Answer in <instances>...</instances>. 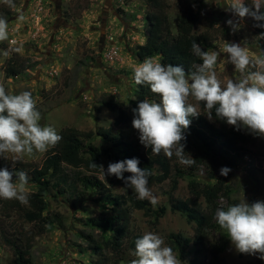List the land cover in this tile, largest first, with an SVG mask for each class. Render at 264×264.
<instances>
[{
  "label": "rangeland",
  "instance_id": "374dc122",
  "mask_svg": "<svg viewBox=\"0 0 264 264\" xmlns=\"http://www.w3.org/2000/svg\"><path fill=\"white\" fill-rule=\"evenodd\" d=\"M189 1L193 4L195 0H167L174 33L176 22ZM198 1V4H193L199 14L197 33L215 29L217 35L212 46L202 50L219 51L224 43L229 42L247 48L250 55L264 52V39L256 37L254 31V25L261 21L245 17L240 21L239 29L233 32L226 23L229 19H238L228 10L231 0ZM13 3L15 8L0 0V18H4L9 27V40L0 42V83L4 84L6 90L12 94L31 91L37 100V110L41 113V125L53 127L57 134L67 127L81 132L114 128L140 142V134L133 128L132 122L115 127L118 113L111 112L103 102L115 100L119 109L131 113L130 102L135 93L133 68L142 63L136 57V49L145 44L148 35L147 0H13ZM245 6L252 8V0H245ZM21 15L24 17L22 21L19 19ZM226 27L232 34L229 40L221 33V29ZM12 41H15L14 45ZM10 47H19L21 51L5 57L3 52ZM11 59L31 62L36 66L22 76L8 78L5 67ZM219 59H227V54L220 53ZM216 73L222 86L228 79L235 80L239 75L232 64L220 62L217 63ZM189 102L195 104L191 97ZM198 110L202 113L200 105ZM246 134L252 133L246 129ZM252 140L251 153L227 175L233 195L230 201H220L224 210L245 200L249 204L264 201V137L253 135ZM95 144L108 148L101 138H97ZM45 153H35L19 161L40 168ZM112 158H104L105 170L109 163H113ZM17 162L13 164L11 159L0 157V170L7 168L14 173L19 172L14 171ZM179 168L187 172V166L179 163ZM208 173L206 168L201 169L197 177L199 182H204ZM99 177L104 180V172ZM177 182L178 190L174 196L186 200L190 196L189 178ZM171 185V181L161 188L148 185L158 197L159 202L154 208L167 209L156 227L142 212L133 215L136 233H156L170 247L172 235L181 234L193 239L196 227L188 223L183 214L172 212L169 197L165 195ZM28 190L29 195L37 191L30 182ZM113 191L122 193L123 188L115 186ZM96 199L97 195L90 193H82L79 198L71 200L52 194L48 197L46 216L52 219L54 225L51 231L36 235L33 264H94L98 260L96 255L87 251L85 235L91 231L84 226L85 220L98 216L101 211ZM29 211H32L31 207L23 205L21 209L12 210L11 218H7L0 206V264H11L14 258L12 251L2 241L3 231L9 237H17L20 232L33 235L39 230V225L28 223L24 218V213ZM95 234L98 235V232ZM214 244L226 246L225 252L220 255V264H254L259 260L258 254L238 253L222 229L212 233L197 257L193 246L185 249V261L180 253H175L182 264H190L191 260H196L198 264H212L210 246ZM131 253L124 262L117 264H130L135 258Z\"/></svg>",
  "mask_w": 264,
  "mask_h": 264
},
{
  "label": "trees",
  "instance_id": "16d2710c",
  "mask_svg": "<svg viewBox=\"0 0 264 264\" xmlns=\"http://www.w3.org/2000/svg\"><path fill=\"white\" fill-rule=\"evenodd\" d=\"M194 3L198 4L199 1L195 0ZM147 4L148 35L145 44L136 49L138 60L143 62L145 58L156 57L164 65H180L186 72L195 71L202 61L191 51L192 43L195 41L201 48H210L216 41V30L197 33L199 14L190 1L184 5L176 22L175 33L170 23V6L167 0H147ZM261 12H264V7ZM259 24H264V21ZM254 31L256 37L264 39V27H255ZM221 33L227 40L232 38L227 27L221 29ZM35 66L36 64L31 62L11 59L5 67V73L8 78L19 77ZM133 84L135 93L130 102L131 113L119 109L115 100L103 102L111 112L118 113L115 127L129 125L134 119L133 110L141 101L160 100L158 95L151 92L149 85H137L134 78ZM200 106L202 113L198 117H190L191 125L185 130V155L195 160L194 164L187 166V172L179 168L175 155L171 159L162 152L155 155L150 147L145 148L128 133L114 128H101L97 132H81L73 127L64 128L58 134L62 137L61 141L46 151L40 168H33L30 164L18 161L14 171L26 172L29 182L37 190L28 197V206L32 211L25 212L24 218L28 223H35V226L40 227L33 235L20 232L17 237H9L5 231L1 233L2 241L13 253L11 264H33L32 251L36 235L51 231L54 225L52 219L46 216L49 210L48 197L51 194L54 197H68L70 200L79 198L82 193L97 195L96 201L101 211L98 216L84 221V226L91 231L85 235L88 242L87 251L98 257L94 264L121 263L134 251L135 240L142 237V234L133 229L135 212H142L145 218L151 219L153 226L159 224L166 215V208L155 209L149 200L138 199L135 191L115 176H105L104 180L99 177L103 173L99 165L104 167L105 157H113V163L130 158L139 159V166L151 173L148 177L149 186L161 188L167 182H172L171 189L165 192L169 197L172 212L183 214L188 223L195 224L196 227L193 239L181 234L172 235L171 248L181 254L183 261L187 259L183 256L184 251L190 246L196 249V257L200 255V248L205 246L214 231L220 230L215 219L216 210L221 208L220 201H230L233 195L228 178L220 175V169L228 167L231 171L235 170L244 157L251 153L249 148L254 143V134H246V129L237 130L225 120L218 119L215 110L209 120L204 114V105L201 103ZM97 138H101L108 148L96 145ZM203 168L209 173L204 182H199L198 172ZM130 175L131 173H124L125 178ZM187 177L190 196L186 200L178 199L174 196V192L178 190L177 181ZM115 186H122L123 192L115 193ZM0 206L7 218H11L12 210L23 207L17 200L1 199ZM225 250L226 246L223 244L210 246L212 264H220V255ZM190 264L198 263L191 260ZM254 264H264V260L259 259Z\"/></svg>",
  "mask_w": 264,
  "mask_h": 264
},
{
  "label": "clouds",
  "instance_id": "9594fccd",
  "mask_svg": "<svg viewBox=\"0 0 264 264\" xmlns=\"http://www.w3.org/2000/svg\"><path fill=\"white\" fill-rule=\"evenodd\" d=\"M15 8L13 0H4ZM264 0H252V8L245 6V0H231L228 5L237 20L229 19L227 25L233 32L240 27V21L251 17L264 21ZM22 21L23 15L19 16ZM256 27H264L257 23ZM9 40L8 22L0 18V42ZM13 45L15 41L11 42ZM19 47H10L3 52L5 57L19 53ZM191 51L202 61L193 72H186L180 65H164L156 57H148L133 68L137 85L147 84L152 93L160 97L159 102L145 99L134 109L132 126L139 132L140 143L151 148L152 153L161 152L169 159L176 156L181 165L191 166L195 160L185 156V130L191 125L190 117L201 113L198 106L204 105V114L212 119L213 110L220 120L228 125L247 129L256 136L264 137V52L249 54V50L238 43H224L219 51H204L193 42ZM226 53L227 59H219ZM232 64L239 74L237 79H228L222 86L217 77V63ZM250 69H256L250 71ZM190 97L195 104L190 103ZM37 100L31 91L12 94L0 83V157L11 159L13 164L35 153H45L62 139L51 126H42ZM137 158L109 163L107 169L99 165L105 176H115L133 189L140 200H149L152 206L158 204V197L148 187L150 172L140 166ZM96 164H93L95 167ZM228 167L220 169V175L227 176ZM131 173L127 178L124 173ZM15 175V179L13 176ZM29 178L26 172L0 170V198L17 200L29 204ZM215 219L230 238L235 250L241 254L259 255L264 260V201L249 204L246 200L227 207L218 208ZM135 258L130 264H182L164 239L153 232H145L135 240L131 253Z\"/></svg>",
  "mask_w": 264,
  "mask_h": 264
}]
</instances>
